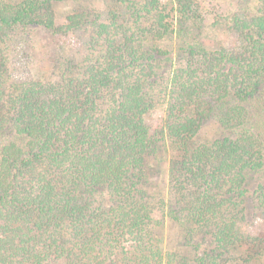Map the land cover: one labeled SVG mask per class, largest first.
Returning a JSON list of instances; mask_svg holds the SVG:
<instances>
[{
	"label": "trees",
	"instance_id": "16d2710c",
	"mask_svg": "<svg viewBox=\"0 0 264 264\" xmlns=\"http://www.w3.org/2000/svg\"><path fill=\"white\" fill-rule=\"evenodd\" d=\"M60 1L0 0V264H264L247 228L264 221V0L212 18L216 46L196 0H74L57 23ZM31 26L82 50L18 79Z\"/></svg>",
	"mask_w": 264,
	"mask_h": 264
},
{
	"label": "rangeland",
	"instance_id": "374dc122",
	"mask_svg": "<svg viewBox=\"0 0 264 264\" xmlns=\"http://www.w3.org/2000/svg\"><path fill=\"white\" fill-rule=\"evenodd\" d=\"M200 6L203 16V27L201 36L210 44L218 45L226 43V33L211 27L212 18L218 14L232 12L239 0H196ZM109 0H92L93 5L104 9ZM249 2V6L251 7ZM78 7V2L74 0H62L54 4V11L57 23H63L68 13ZM13 51L10 52L11 70L18 79H45L51 77L54 60L62 54L77 55L82 50L81 41L74 33L54 34L51 31L40 27L31 26L26 28L22 35L14 38ZM161 111L152 113L150 119L157 120L161 116ZM217 124L213 120H207L201 127L199 135L204 140L212 139L219 135ZM165 168L154 170L151 174L160 186L164 185ZM249 231L264 235V221L258 216H250L247 221ZM237 264H245L239 261Z\"/></svg>",
	"mask_w": 264,
	"mask_h": 264
}]
</instances>
